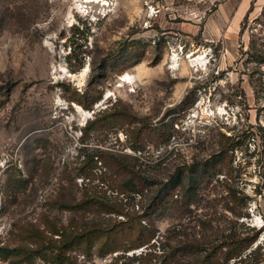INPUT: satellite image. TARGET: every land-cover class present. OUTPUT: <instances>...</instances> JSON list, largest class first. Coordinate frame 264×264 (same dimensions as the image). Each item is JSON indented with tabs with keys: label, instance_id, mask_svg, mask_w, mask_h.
Returning a JSON list of instances; mask_svg holds the SVG:
<instances>
[{
	"label": "rangeland",
	"instance_id": "1",
	"mask_svg": "<svg viewBox=\"0 0 264 264\" xmlns=\"http://www.w3.org/2000/svg\"><path fill=\"white\" fill-rule=\"evenodd\" d=\"M216 160L227 180L188 169ZM115 222L63 264H194L182 244L229 233L264 250V0H0V264Z\"/></svg>",
	"mask_w": 264,
	"mask_h": 264
},
{
	"label": "trees",
	"instance_id": "2",
	"mask_svg": "<svg viewBox=\"0 0 264 264\" xmlns=\"http://www.w3.org/2000/svg\"><path fill=\"white\" fill-rule=\"evenodd\" d=\"M103 154V153H102ZM104 155H102L103 157ZM218 158V155L215 157ZM124 165V164H123ZM191 167H188L191 171L193 169L197 168L199 172L201 171V176L210 174L211 177H214L217 174H224L226 175V180L230 178L229 171L226 169H222L220 167L219 161H201L198 162L196 165H190ZM124 167L127 170L126 164ZM130 170V169H128ZM189 170V171H190ZM226 172V173H224ZM191 192H197V187L190 188L189 191ZM232 190V189H231ZM190 192V193H191ZM235 199H238L237 194L235 192H232ZM93 203H98L95 200L92 199H84L76 204L67 205L68 208L71 209H86L90 205H94ZM241 214V213H239ZM137 217L131 218L132 220H136ZM140 223V221L138 220ZM120 222L115 223H107V224H96L94 223L90 227L85 228H76L72 231L65 229H59L57 230V234H59L62 238V242L59 245L55 246H42L43 248H56L57 253L55 254L54 264H63V259L66 257V250L68 248H74L76 246L82 245V243L85 245L87 243V250L92 252V248L94 245L100 241V239H92L95 237H103L106 236V240L108 238H116L113 237L114 232L117 231L120 226ZM73 228V224L70 225ZM259 234L258 232L254 234L248 233L247 235H242L241 233H229L227 234L224 239L216 244H213L207 240H198L193 243H184L181 245V249L178 251V254H183L185 256H194L195 262L194 264H229V261L233 258H238L239 256L242 257L244 255V259L248 262H251L253 264H257L261 261H263L264 257V250L261 245H258L257 247L252 249L253 243L257 240ZM104 241L103 243H100V249L106 248L110 242ZM112 240V239H111ZM109 240V241H111ZM122 240L119 241V243H116L114 241L110 247V251H116L120 250V244H122ZM134 248V247H132ZM128 249V248H127ZM248 253L244 254V252L248 251ZM104 254L107 253V251H103ZM119 259H116V262H118ZM115 263V262H114ZM113 263V264H114Z\"/></svg>",
	"mask_w": 264,
	"mask_h": 264
},
{
	"label": "bare ground",
	"instance_id": "3",
	"mask_svg": "<svg viewBox=\"0 0 264 264\" xmlns=\"http://www.w3.org/2000/svg\"><path fill=\"white\" fill-rule=\"evenodd\" d=\"M107 3V2H106ZM184 63V66L185 68L187 67V63L183 62ZM126 80V79H125ZM79 107V106H78ZM80 110H83L82 108L79 107Z\"/></svg>",
	"mask_w": 264,
	"mask_h": 264
}]
</instances>
